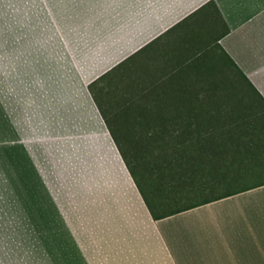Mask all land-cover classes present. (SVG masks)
<instances>
[{"label": "crops", "instance_id": "1", "mask_svg": "<svg viewBox=\"0 0 264 264\" xmlns=\"http://www.w3.org/2000/svg\"><path fill=\"white\" fill-rule=\"evenodd\" d=\"M20 1L61 35L87 88L124 64L130 91L177 92L188 63L223 48L264 97V0H214L222 35L220 17L187 18L209 0ZM133 188L140 200L110 216L1 218L0 264H264V180L158 218Z\"/></svg>", "mask_w": 264, "mask_h": 264}, {"label": "rangeland", "instance_id": "2", "mask_svg": "<svg viewBox=\"0 0 264 264\" xmlns=\"http://www.w3.org/2000/svg\"><path fill=\"white\" fill-rule=\"evenodd\" d=\"M21 4L0 0V219L110 216L121 203L140 199L97 106L109 112L128 93L147 91L127 89L132 75L123 64L104 79L105 93L97 83L89 92L61 35L51 32L39 12L36 26L29 2L22 11ZM108 99L109 105L102 102ZM259 171L255 180L264 178V168ZM199 196L151 202L165 211Z\"/></svg>", "mask_w": 264, "mask_h": 264}, {"label": "trees", "instance_id": "3", "mask_svg": "<svg viewBox=\"0 0 264 264\" xmlns=\"http://www.w3.org/2000/svg\"><path fill=\"white\" fill-rule=\"evenodd\" d=\"M191 17L216 25L220 17V35L229 31L214 0ZM182 71L177 92L123 97L106 117L98 107L154 218L231 194L235 188L221 186L232 181H261L248 175L264 167V97L247 75L223 48L199 55ZM109 73L88 83L89 91ZM181 195L200 196L165 211L151 202Z\"/></svg>", "mask_w": 264, "mask_h": 264}, {"label": "water", "instance_id": "4", "mask_svg": "<svg viewBox=\"0 0 264 264\" xmlns=\"http://www.w3.org/2000/svg\"><path fill=\"white\" fill-rule=\"evenodd\" d=\"M109 135H110V133H109ZM111 140H112V142L114 143V141H113L112 137H111ZM114 145H115V143H114ZM115 147H116V145H115ZM116 149H117V147H116ZM117 151H118V149H117ZM118 153H119V151H118ZM119 156H120V158H121V160H122V162H123L124 166L126 167V165H125V163H124V161H123V159H122V157H121L120 153H119ZM126 169H127V167H126ZM127 171H128V169H127ZM128 173H129V171H128ZM129 175H130V173H129ZM130 177H131V175H130ZM131 179H132V177H131ZM132 181H133V179H132ZM133 183H134V182H133ZM134 185H135V184H134ZM135 187H136V186H135Z\"/></svg>", "mask_w": 264, "mask_h": 264}, {"label": "bare ground", "instance_id": "5", "mask_svg": "<svg viewBox=\"0 0 264 264\" xmlns=\"http://www.w3.org/2000/svg\"><path fill=\"white\" fill-rule=\"evenodd\" d=\"M108 136V139H109V141H110V144L112 145V147H114L115 148V145H114V143L112 142V140H111V138L109 137V135H107ZM116 149V148H115ZM120 158V157H119Z\"/></svg>", "mask_w": 264, "mask_h": 264}]
</instances>
